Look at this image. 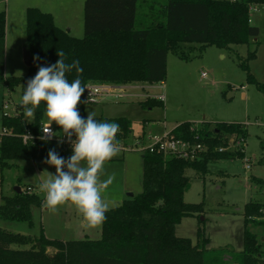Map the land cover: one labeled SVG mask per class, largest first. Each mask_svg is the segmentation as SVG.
<instances>
[{
	"label": "trees",
	"instance_id": "16d2710c",
	"mask_svg": "<svg viewBox=\"0 0 264 264\" xmlns=\"http://www.w3.org/2000/svg\"><path fill=\"white\" fill-rule=\"evenodd\" d=\"M2 1V0H0ZM264 6V0H85L84 35L75 36L57 25L54 16L38 7L26 9V48L32 58L39 57V66L55 64L65 53V63L79 60L83 72L81 86L97 83H159L166 80L170 52L179 58L191 59L193 44L199 52L206 46L234 50L235 45L259 46L260 28L251 22V10ZM6 12L0 11V82L9 91L20 89L23 96L28 80L38 65L29 67L26 76L5 75ZM187 45L190 51H185ZM257 56L251 51L248 59ZM35 60V59H34ZM241 67L248 81L264 93V83L255 79L245 61ZM73 69L66 72L71 83L77 78ZM85 91L78 104L80 115L87 119ZM163 101L148 97L142 106H162ZM31 122L20 116H1L2 126L10 130L0 138V183L3 170L19 160L45 161L50 149L65 160L63 145L58 139H40L44 121V102L33 110ZM98 122L116 123L128 137L133 122L126 117L97 116ZM54 128L61 131L53 122ZM31 131L28 143L23 135ZM171 133L191 144L202 143L207 150L196 158L164 155L145 151L143 158V191L110 208L102 223L99 239L61 240L49 238L42 228L38 236L24 235L0 227V264H215L220 251L208 249L209 238L198 229L197 242L178 236L177 226L187 217H200L205 202L187 203L184 195L191 187L188 169L208 172L211 162L245 157V145L231 149L230 139L247 140L248 130L242 123L184 121ZM220 148H224L220 150ZM31 188V190H29ZM22 192L3 196L0 218L33 224L31 207L43 205L44 199L28 185ZM264 203L252 201L244 207V246L241 251L225 256L231 264H264L263 244L249 224L264 225ZM50 249L55 252L52 253ZM222 250V249H221ZM216 254L218 257H216ZM222 258V257H221ZM229 264V263H227Z\"/></svg>",
	"mask_w": 264,
	"mask_h": 264
},
{
	"label": "rangeland",
	"instance_id": "374dc122",
	"mask_svg": "<svg viewBox=\"0 0 264 264\" xmlns=\"http://www.w3.org/2000/svg\"><path fill=\"white\" fill-rule=\"evenodd\" d=\"M0 4V11L8 12L5 53L7 75L26 76L29 73L23 56L26 46V5H40L41 0H7ZM251 22L260 28L259 46L253 41L250 44L235 45L234 50L230 51L211 45L199 52V44L192 45L195 46L193 51L183 45L185 51H190L191 59H181L170 52L163 86H160V82L154 85L138 83L145 88L135 89L132 98L119 101L109 98L86 106L87 115L89 111H94L95 117L103 115L131 119L133 132L128 138L131 146L135 145L137 136L143 133L144 127L149 135L158 130L160 122L166 123V131H171L184 121L242 123L247 127L248 137L243 159L213 161L206 174L193 169L186 171L191 187L184 195L185 202H205V209L200 217L184 218L177 226L176 233L196 243L198 229L202 228L209 238L208 249L220 251L219 255H222L215 264H231L225 256L231 257L232 253L224 252L226 249L232 252L243 249L245 204L252 201L264 203V93L255 83L248 81V73L241 67L243 61L248 63L250 73L257 81L264 83V6L259 10H251ZM75 33L81 37V33ZM254 49H257V56L247 60ZM203 73L207 76L203 77ZM230 92L233 93L232 96ZM148 95H163L164 104L142 106L141 102ZM9 99L21 101L20 89L9 91L0 82V117L3 102ZM33 118L34 113L30 119L24 116L28 123ZM46 122L44 108L43 123ZM142 144L146 146L147 143ZM241 144L240 138L235 142L231 141L229 148L236 149ZM143 153L144 151L135 149L119 150L113 156L115 159L105 161L100 180L108 181L110 177L112 180L102 189L101 196L109 209L128 199L129 193L137 195L143 191ZM121 155L123 158L119 159ZM124 167L128 176H124ZM64 170L68 171L67 168ZM48 172L55 173V167L35 160H19L4 168L3 182L0 183V205L2 197L14 195L18 186L26 189L31 185L34 187L33 191L44 199L45 194L40 191L39 185L48 178ZM124 181L130 183L127 191L122 190ZM31 211L32 225L0 218V227L32 236L40 235L43 228L47 237L61 240H96L102 236V224L96 228L86 227L82 214L71 203L58 206V211L52 213L44 201L41 207L32 206ZM257 221L264 222V210ZM249 229L257 234L264 249V225L251 223Z\"/></svg>",
	"mask_w": 264,
	"mask_h": 264
},
{
	"label": "clouds",
	"instance_id": "9594fccd",
	"mask_svg": "<svg viewBox=\"0 0 264 264\" xmlns=\"http://www.w3.org/2000/svg\"><path fill=\"white\" fill-rule=\"evenodd\" d=\"M57 54L60 59L55 64L38 65L39 70L28 80L21 99L24 115L29 119L33 116V110L40 107L42 101L46 102L44 108L47 122L41 125L42 141L48 142L54 137H59L58 144H61L64 137H67L73 149V154L67 160L55 149L48 151L44 163L54 166L56 172H48V178L39 185V189L45 194V206L50 212L55 213L58 206L71 203L82 214L85 226L96 228L105 221V213L109 210L101 191L111 183L112 178L101 181L100 173L105 161L119 151L114 144L119 125L98 122L94 111H89L87 119L80 115L78 104L81 103V96L86 88L81 86L79 78L83 69L79 60L66 64L62 50H58ZM34 59L38 60L39 57ZM73 69L78 75L70 83L66 72ZM53 122L60 126L63 135H58L60 132L52 130ZM65 168L68 171H65Z\"/></svg>",
	"mask_w": 264,
	"mask_h": 264
},
{
	"label": "built area",
	"instance_id": "2783aa9c",
	"mask_svg": "<svg viewBox=\"0 0 264 264\" xmlns=\"http://www.w3.org/2000/svg\"><path fill=\"white\" fill-rule=\"evenodd\" d=\"M203 77H206L207 74L203 73ZM151 84V83H149ZM156 84V83H154ZM152 84V85H154ZM164 85V81L160 82V86ZM138 88H145L144 86L139 85L138 83H126V84H112V83H95L90 82L86 85L85 88V96L89 103H97L102 100H106L109 98H114L117 101L120 99L125 98H132L135 95L134 90ZM152 97L150 95L147 96ZM159 100L164 101L165 97L163 95L158 96ZM23 111V107L21 106V101L15 102L12 99H9L5 102H3L2 105V115L5 117H17L21 115V112ZM51 128L55 132H60L58 129L54 128L53 125H51ZM11 131L5 127L2 126L1 119H0V138L5 135L9 134ZM42 129H40V136L42 135ZM132 132L130 133V135ZM58 135H63L62 132L58 133ZM124 137L123 133L119 129L116 133L114 144L119 150H141V151H150V152H157L164 155H177L184 158H196L198 157V153L201 151L207 150V147L202 144H191L189 141L180 139L175 137L171 131H164V132H155L152 134H140L137 136V140L134 146H131L128 144V138L130 137ZM145 136L146 139H145ZM33 137V134L31 131H27L23 135V140L25 143H28ZM60 139L59 137H54L52 139ZM73 139H75V136H73ZM234 141V139H230V142ZM241 141L245 145L246 141L241 138ZM146 142V146H144L142 143ZM245 142V143H244ZM64 153L70 158L73 154V149L71 145L67 141V137H64V142L62 143ZM224 148H220V150H223ZM247 168H250V166H247ZM31 190V188H29Z\"/></svg>",
	"mask_w": 264,
	"mask_h": 264
},
{
	"label": "crops",
	"instance_id": "0c3cea01",
	"mask_svg": "<svg viewBox=\"0 0 264 264\" xmlns=\"http://www.w3.org/2000/svg\"><path fill=\"white\" fill-rule=\"evenodd\" d=\"M2 1H7V0H2ZM1 2V1H0ZM84 2L85 0H41V4L40 5H36V6H29L26 5L27 8L28 7H38L44 11L50 12L53 16L54 19L57 23V25H59L62 28L67 29L70 33H72L73 35H78L77 33H81L80 36H82L84 34ZM0 6H2V4H0ZM47 9V10H45ZM259 10V9H257ZM1 11H5V10H1ZM6 12V17H8V12ZM8 21L6 20V49H7V33H8ZM59 22V23H58ZM26 47V46H25ZM5 75H7V70H6V63H5ZM230 91V90H229ZM231 96L233 95V93H231ZM151 96V95H150ZM156 99L158 98V95L156 96H152ZM164 103V101H163ZM1 119V117H0ZM200 123V122H198ZM161 124V126H159ZM133 126V125H132ZM166 123L165 122H160L158 124V130L155 132H164L166 131ZM146 127H144L143 129V134H148L146 132ZM154 132V133H155ZM116 157H112L111 159H115ZM123 158V156H119L118 157ZM125 169V167H124ZM124 176H128V171L125 169L124 171ZM103 181V180H102ZM129 182H125L123 183L122 186V190L123 191H127L129 190L130 186H129ZM34 190V187H33ZM83 224L85 225V222H83ZM52 253H54L55 251L53 249H50Z\"/></svg>",
	"mask_w": 264,
	"mask_h": 264
},
{
	"label": "water",
	"instance_id": "95a60500",
	"mask_svg": "<svg viewBox=\"0 0 264 264\" xmlns=\"http://www.w3.org/2000/svg\"><path fill=\"white\" fill-rule=\"evenodd\" d=\"M23 56H24V62L26 64V66L28 67H32V66H35V65H38V64H41V61H37V60H34L31 56V54L29 53V51L27 50V48L25 47L24 49V52H23ZM16 192L17 193H20L22 192V189L20 186H18L16 188ZM134 194L133 193H129L128 196L132 197Z\"/></svg>",
	"mask_w": 264,
	"mask_h": 264
}]
</instances>
